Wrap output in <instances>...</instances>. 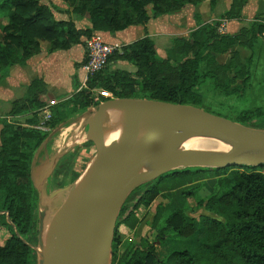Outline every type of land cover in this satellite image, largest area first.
<instances>
[{
	"label": "trees",
	"instance_id": "obj_1",
	"mask_svg": "<svg viewBox=\"0 0 264 264\" xmlns=\"http://www.w3.org/2000/svg\"><path fill=\"white\" fill-rule=\"evenodd\" d=\"M63 1L73 7L71 13L77 21L87 18L90 25L78 27L74 18L58 19L53 7L40 0H0V20L8 18L0 31V79L12 67L40 54L42 42L49 44L50 52L68 50L85 44L96 32L116 34L134 25L146 27L152 18L177 13L185 5L196 6L203 0ZM209 1L214 9L218 0ZM247 1L232 0L219 20L199 26L189 37H175L165 57L159 55L145 29L142 38L109 57L105 67L89 79L88 88L52 106L50 131L33 127L40 123L38 112L45 105L40 97L46 92L41 79L28 86L27 98L12 103L8 114L0 117V227L8 232L6 240L0 242V264H38L39 190L32 177L34 159L52 130L106 100H99L92 93L94 88L108 90L114 98H146L200 107L205 102L202 87L208 81L229 89L224 77L229 67L249 83L254 56L251 53L243 60L233 49L241 43V35L249 41L255 35H264V23L259 21L262 18L257 15L249 27L241 29V35L218 31L221 20L241 17ZM230 52L227 65L218 61V55ZM85 60L86 56L82 65ZM120 61L136 70L113 69ZM26 114L30 116L28 126L8 119ZM225 114L244 125L264 129L262 108L243 109L235 117ZM154 204L145 234L140 233L137 239L120 231L122 225L130 229L141 226L143 218L135 209L140 205L150 209ZM202 208L209 214L201 215L198 224L190 214ZM180 239L186 246L171 249ZM164 243L168 252L165 259L170 264H264V164L176 169L136 187L118 219L112 264H166L161 253Z\"/></svg>",
	"mask_w": 264,
	"mask_h": 264
},
{
	"label": "water",
	"instance_id": "obj_2",
	"mask_svg": "<svg viewBox=\"0 0 264 264\" xmlns=\"http://www.w3.org/2000/svg\"><path fill=\"white\" fill-rule=\"evenodd\" d=\"M120 106L132 109V115L120 114L117 111ZM92 108L94 112L86 119V138L96 147V167L92 174L82 178L80 175L71 186L51 193L52 201L62 194L66 197L54 215L46 248L43 243L46 213L39 209L35 247L38 264H63L69 251L75 252V264H112L115 231L127 198L139 185L165 173L190 167L264 164V129L244 125L199 106L113 97ZM108 117L132 125L111 146L101 138ZM197 136L222 141L227 149L216 152L181 149L187 140ZM36 187L40 205L42 194L37 184Z\"/></svg>",
	"mask_w": 264,
	"mask_h": 264
},
{
	"label": "rangeland",
	"instance_id": "obj_3",
	"mask_svg": "<svg viewBox=\"0 0 264 264\" xmlns=\"http://www.w3.org/2000/svg\"><path fill=\"white\" fill-rule=\"evenodd\" d=\"M42 3H46L49 6L53 7L56 17L58 19H68V18H74L76 20V15L72 14L71 11L73 7L69 5L67 2L63 0H40ZM232 0H218V3L214 9H212V13H215V19L212 21L215 22L220 19V16L224 13L226 7L228 4H230ZM189 7H193V5H190ZM67 11V12H66ZM263 15V14H262ZM86 19V18H85ZM1 25H0V31L2 28L8 24V18H1ZM77 22V20H76ZM78 24L82 26V20H78ZM77 24V23H76ZM225 25L224 21L221 20V27L223 32L222 33H231V34H239L241 35V27L239 29L231 30L226 27H222V25ZM223 25V26H224ZM244 27L250 26V21H246L243 24ZM167 34V32H164ZM164 33L162 35H157V37H153L157 51L160 56L165 57L166 55V49L172 46L173 39L177 37V35H173L172 37L166 36ZM190 34V33H189ZM189 34L186 37H189ZM166 36V37H163ZM247 37H244V35L240 36V42L237 43L233 49V52L238 51L241 54V58L243 60H246L251 53L254 56V62L251 66V72H250V81L246 84L243 78H239L237 76V72L235 69L228 68L226 69V73L224 74L225 77V83L229 85V89H223L220 87H215V85L208 81L205 85L202 87V92L204 94V104H202L200 107L204 108L208 111L214 112L219 115H226L225 113H228L231 116H236L238 112H240L243 109H249V110H255L257 108L264 109V35H255L254 40H247ZM244 41L245 43H243ZM253 44L254 47L251 48L250 44ZM124 44V43H123ZM74 50V49H73ZM76 51V50H75ZM71 52V56H73L76 52ZM232 53L224 54V55H218V61L220 63H223L227 65L230 62ZM126 69H133L131 65H127L125 67ZM241 68V67H240ZM71 69V62H67V71H70ZM223 77V78H224ZM101 88L97 87L92 90V93L96 96L101 95ZM103 99V98H99ZM5 107L8 109L11 108L10 104L5 103ZM94 108L91 109V111H88L86 113H83L86 116H89L94 112ZM41 113V112H40ZM6 114V113H5ZM39 114V113H38ZM79 115V117H76L75 120L71 122V124H74V128H71L69 130L68 136L64 134L66 131L64 125L59 127L57 131L54 132L52 135V138L49 139L48 146L43 145L38 153L35 156L34 164H33V178L35 183L40 189V192L42 194V200L39 205V209L44 211L46 213V220L54 214L60 206V204L63 202L64 198L66 197L64 194H62L59 199L52 201V198L50 197L51 192L49 189H54L55 187L61 188L66 186H71V184L74 182V175L78 174L82 175L87 167L86 161H88L90 158H93L96 154V147L93 143L88 142L86 138L87 133V120L82 122V115ZM1 116V115H0ZM21 115L17 117H8L9 120L17 121L18 123H21L23 125L28 126L26 124L27 119L30 117L29 115ZM228 116V115H227ZM229 117V116H228ZM39 121L40 123L43 122V114H39ZM34 125V128H38L40 130L44 131H50L47 129H44L43 127L49 126V125H43V124ZM77 128V129H76ZM51 133V132H50ZM61 134H64V140L60 139ZM75 136H78V138H74ZM74 138L72 142H69L70 139ZM68 142V143H67ZM87 143L84 144L83 147H80L79 152L78 148H76V157L72 158L71 161L68 163L61 165L62 169H57L56 173L59 171H63L67 169L69 166L71 167V175L73 177H68V175H62L58 174L53 176L48 180L50 174L56 167V165L59 163L58 158L63 155L67 154L69 151H72V147L75 145H78V143ZM80 144V145H81ZM227 147H223L220 150H226ZM89 154V155H88ZM91 160V159H90ZM59 165V164H58ZM57 165V166H58ZM73 166V168H72ZM64 172V171H63ZM65 174V173H64ZM54 175L56 177H54ZM69 179V180H68ZM64 180V181H63ZM51 187V188H50ZM49 188V189H48ZM55 191V190H54ZM1 199L2 194L0 190V205H1ZM49 203L45 204L44 202ZM191 204H195L193 199H190ZM157 204V203H155ZM155 204L150 208H146L142 205L137 207L135 209V213L143 218L141 226H139L137 229H130L126 226H121L120 231L122 233H125L127 237L132 238H139L140 233L145 234L147 232V229L149 227V223L152 221V217L155 212ZM209 214L204 208L198 210L195 213H191L193 217L197 218V223H201V215ZM4 229L0 227V242L3 243L5 239V235H7V231L5 232ZM4 233L3 235H1ZM136 240V239H135ZM176 238H172V242H174ZM186 246V243H183V241L180 239L179 244L177 247H171V249H179ZM165 247H167V244L164 243L163 249H161V253L163 254V258L165 259V255L168 253L166 252ZM162 258V256H161ZM166 264H170L172 262H169L168 260Z\"/></svg>",
	"mask_w": 264,
	"mask_h": 264
},
{
	"label": "crops",
	"instance_id": "obj_4",
	"mask_svg": "<svg viewBox=\"0 0 264 264\" xmlns=\"http://www.w3.org/2000/svg\"><path fill=\"white\" fill-rule=\"evenodd\" d=\"M190 5L191 4L185 5L177 13L162 15L158 18H152L146 27L143 25H134L116 34H110L107 32H101V34L107 42L119 41L124 44H130L142 38L145 35V29H147L149 36L152 38L157 37V35H162L164 32H167V34H164L170 37L173 35H177V37H186L191 31L195 30L199 26L212 23L216 17L215 13H212L209 0H203L200 4L196 6L193 5V7H189ZM230 5L231 2L227 5L225 11L230 8ZM257 15L262 18L259 19V21L264 23V0H248L247 4L242 10L240 18L233 20L225 19L223 21L227 30L231 29L236 31L240 27L243 28V24L246 21H254ZM82 22V26H80V24H78L79 22L77 21V26L85 27L90 25L87 18L83 19ZM41 46L42 51L40 54L27 60L24 65H16L12 67L8 74L0 79V117H4L8 114L14 101L28 97V86L36 79H41L45 83L46 87V92L40 96L45 102V105L39 110V114L44 113L49 108L52 110L53 105L69 99L79 91L83 77L81 65L86 56L85 44L76 45L68 50H56L52 52L49 51V44L47 42H42ZM73 51L76 53L71 56L70 53ZM67 62H71L70 71H67ZM128 64V62L120 61L113 66V69L119 68L134 72L136 68L131 64L129 65H131L133 69L129 70L125 68ZM5 103L6 105L10 104L11 108L7 110ZM26 115L28 116V114ZM75 118L73 120H75ZM71 122L68 123L66 127H64L66 130L64 132L66 137L68 136L67 132L71 130L75 124H71ZM61 125L51 131V134L46 142L47 146L49 139L52 138V135L55 131L60 129L59 127H61ZM64 134H61L60 136L62 141L65 139ZM80 144L81 143H78V145H75V147L73 146L71 148L72 151H69L67 154H63L58 158L59 165H56L48 180L53 176L54 173L55 175L60 174L62 177L64 175L73 177V175H71L72 171L70 166L63 170L64 172L59 171L56 173V170L62 169L61 165L68 163L72 158L76 157V148H78L79 152L80 147H83L84 144L87 143L84 142L83 144ZM90 159L85 162L86 165H88ZM55 175L54 177H56ZM79 176H77L75 179H77ZM57 189H59V186L55 187L53 190L49 189V191L52 193Z\"/></svg>",
	"mask_w": 264,
	"mask_h": 264
},
{
	"label": "bare ground",
	"instance_id": "obj_5",
	"mask_svg": "<svg viewBox=\"0 0 264 264\" xmlns=\"http://www.w3.org/2000/svg\"><path fill=\"white\" fill-rule=\"evenodd\" d=\"M117 109H118L117 111L120 114H123V116H125V117H128V116L132 115V113H133L132 109H130L128 107L120 106ZM81 117L83 118L82 119V122H83L85 120V118L87 119L88 116L83 115ZM131 127H132V125H125V124L117 122L115 119H112V117H108L104 123L101 138L106 145L111 146L112 144L118 142L119 139L121 137H123L124 134L129 129H131ZM72 128H74V126ZM74 138L77 139L78 136H75ZM74 138L70 139L69 142L74 141L73 140ZM223 147H225V145L222 141H219L216 139H211L208 137L197 136V137H193V138L187 140L181 146V149H184V150H206V151L216 152V151H219L220 149H222ZM95 159H96V156L91 158V160L89 161V163H88L84 173L82 174L81 178L84 176H88V175L93 173V171L96 167V162H95L96 160ZM79 200H81V195L79 196ZM45 204H49V203L46 202ZM55 214H56V212L54 214H52V216L49 217L45 222V227H44V231H43V243H44L45 248L47 247L48 232H49L50 227H52L51 224L55 218L54 217ZM77 219H78V215L76 214L75 215L76 222H77ZM57 223H58V221L56 222V224L55 223L54 224L57 225ZM44 260H45V258H44ZM76 260L77 259L75 256V252L69 251L65 255L63 264H75Z\"/></svg>",
	"mask_w": 264,
	"mask_h": 264
},
{
	"label": "built area",
	"instance_id": "obj_6",
	"mask_svg": "<svg viewBox=\"0 0 264 264\" xmlns=\"http://www.w3.org/2000/svg\"><path fill=\"white\" fill-rule=\"evenodd\" d=\"M223 25L222 27H225V25ZM218 31L220 33L223 32L221 27L218 29ZM124 45L125 44L119 41L107 42L100 32H96L91 38L86 39V60L82 65L83 77L79 90H81L82 88H88L87 84L89 79L96 73L100 72L107 64L109 57L116 51H121ZM113 97V93L105 89L101 90V95H99L98 93V98L110 99ZM42 114L44 121L40 124L48 125V122L53 118L52 110L49 108ZM43 128L49 130V126Z\"/></svg>",
	"mask_w": 264,
	"mask_h": 264
}]
</instances>
